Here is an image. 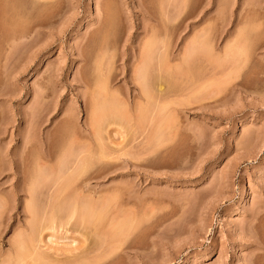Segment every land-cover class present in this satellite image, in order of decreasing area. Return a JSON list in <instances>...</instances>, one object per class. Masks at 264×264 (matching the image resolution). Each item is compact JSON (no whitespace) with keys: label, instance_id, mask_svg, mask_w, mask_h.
<instances>
[{"label":"rangeland","instance_id":"374dc122","mask_svg":"<svg viewBox=\"0 0 264 264\" xmlns=\"http://www.w3.org/2000/svg\"><path fill=\"white\" fill-rule=\"evenodd\" d=\"M0 13V264H264V0Z\"/></svg>","mask_w":264,"mask_h":264},{"label":"bare ground","instance_id":"6f19581e","mask_svg":"<svg viewBox=\"0 0 264 264\" xmlns=\"http://www.w3.org/2000/svg\"><path fill=\"white\" fill-rule=\"evenodd\" d=\"M49 1H50V0H49ZM161 2H162V1H161ZM163 5H164V4H163ZM163 5H162V6H163ZM162 6H161V7H162ZM165 6H166V5H165ZM167 7H168V6H167ZM49 11H50V10H49ZM162 12H163V11H162ZM0 14H1V13H0ZM46 16H47V15H46ZM48 16H49V15H48ZM48 16H47V17H48ZM45 18H46V17H45ZM49 18H50V17H49ZM51 19H52V18H51ZM51 19H50L49 22H45V21L42 22V20H41V21L38 22V24H41V25H42V24H45V25H46V24H48V25L50 24V26H51L52 24L54 25V22L52 23V21H54V20H51ZM53 19H54V18H53ZM0 20H1V19H0ZM38 20H39V19H38ZM13 23H14V22H13ZM23 23H24V22H23ZM51 23H52V24H51ZM15 24H16V23H15ZM18 25H19V24H18ZM36 25H37V24H36ZM53 25H52V26H53ZM5 26H6V25H5ZM46 26H47V25H46ZM2 27H3V26H2ZM16 27H18V26H16ZM43 27H44V26H43ZM0 28H1V27H0ZM21 28H23V27H21ZM4 29H5V28H4ZM13 29H14V28H13ZM14 30H15V29H14ZM21 30H22V29H21ZM24 30H25V29H24ZM16 31H18V30H16ZM16 31H15L14 36H13L14 39H21L22 37H24V36L26 35L25 33H22V32H19V31L16 32ZM36 31H38L37 28H36ZM36 31H35V32H36ZM0 32H1V31H0ZM7 32H8V30H7ZM5 33H6V31H5ZM8 33L10 34L11 32H8ZM2 34H4V33H2ZM9 34L7 35V33H6L7 36H9ZM2 37H5V35H3ZM11 38H12V37H11ZM9 39H10V37H9ZM1 42H2V41H1ZM3 42H4V41H3ZM6 44H7V43H6ZM8 45H9V44H8ZM145 49H146V48H145ZM5 50H6V48H5ZM151 50H152V49H151ZM6 51H7V50H6ZM142 52H143V50H142ZM147 53H148V52H147ZM6 54H7V53H6ZM144 54H145V53H144ZM144 54H143V55H144ZM151 54H152V52H151ZM148 55H149V54H148ZM148 55H147V56H148ZM7 56H8V55H7ZM7 56H6V58L8 59ZM141 56H142V55H141ZM145 57H146V56H145ZM142 59H146V58L143 57ZM147 59H148V58H147ZM147 61H148V60H147ZM141 62H142V60H141ZM144 63H145V62H144ZM147 65H148V64H147ZM141 68H142V67H141ZM137 71H138V70H137ZM144 75H145V74H144ZM139 79H140V78H139ZM142 80H143V79H142ZM143 82H144V81H143ZM100 83H101V82H100ZM143 84H144V83H143ZM105 86H106V85H105ZM144 86H145V85H144ZM101 89H102V88H101ZM99 90H100V89H99ZM105 91H106V90H105ZM101 95H102V94H101ZM107 95H108V94H107ZM104 97H105V96H104ZM106 98H107V97H106ZM93 100H94V98H93ZM101 101H104V99L101 100ZM106 101H107V100H106ZM100 103H104V102H100ZM93 104H94V103H93ZM107 106H108V105H107ZM103 108H104V107H103ZM105 108L107 109V107H105ZM101 112H102V111H101ZM101 112H100V113H101ZM93 114H94V113H93ZM99 115H100V114H99ZM96 117H97V116H96ZM102 118H103V116H102ZM102 118H101L100 120H102ZM94 119H95V118H94ZM97 120H99V119H97ZM97 120H96V121H97ZM96 121H95V123L98 124V123H97L98 121H97V122H96ZM1 123H2V122H1ZM99 123H100V122H99ZM103 123H104V122H103ZM101 124H102V123H101ZM94 125H95V124H94ZM91 126L93 127V125H91ZM98 126H100V125L98 124ZM98 126H97V125L94 126L95 129H96V128L98 129V130H97V133H98V131H99ZM101 126H103V125H101ZM101 126H100V127H101ZM92 127H91V128H92ZM100 130H101V129H100ZM94 131H95V130H94ZM99 132H100V131H99ZM95 134H96V133H95ZM98 134H99V133H98ZM93 135H94V134H93ZM96 135H97V134H96ZM94 137H95V135H94ZM98 140H99V139H98ZM63 142H64V141H63ZM69 144H70V143H69ZM30 145H31V144H30ZM70 145H72V144H70ZM67 146H68V145H67ZM64 148H65V147H64ZM64 148H63V149H64ZM65 150H66V149H64V151H65ZM80 152H81V151H80ZM62 159H63V158H62ZM79 159H80V158H79ZM99 159H100V158H99ZM63 160H64V159H63ZM33 161H34V160H33ZM87 161H88V160H87ZM79 166H80V164H79ZM84 166H85V165H84ZM87 167H88V165H87ZM37 168H38V167H37ZM28 170H29V169H28ZM78 171H80V170H78ZM81 172H82V171H81ZM74 173H75V172H74ZM36 175H37V174H36ZM34 176H35V175H34ZM72 176H73V175H72ZM75 176H76V175H75ZM79 176H80V175H79ZM31 177H32V176H31ZM81 178H82V177H81ZM71 179H72V178H71ZM65 180H67V179H65ZM78 180H79V178H78ZM58 181H59V180H58ZM61 181H62V180H61ZM65 182H66V181H65ZM82 182H83V181H82ZM37 183H38V181H37ZM70 183H71V182H70ZM67 184H68V183H67ZM67 184H66V185H67ZM72 184H73V183H72ZM83 185H84V184H83ZM76 187H77V186H76ZM82 187H83V186H82ZM84 187H85V186H84ZM84 187H83V189L86 188V187H85V188H84ZM70 188H71V187H70ZM79 188H80V187H78V189H79ZM87 188H88V187H87ZM81 189H82V188H81ZM61 190H62V189H61ZM65 190H66V189H65ZM78 191H81V190H78ZM63 192H64V191H63ZM71 192H72V191H71ZM86 192H87V191H86ZM60 193H61V192H60ZM77 193H78V192H77ZM73 194H74V193H73ZM75 195H76V194H75ZM85 195H86V193H85ZM67 196H68V195H67ZM72 196H73V195H72ZM59 197H60V196H59ZM63 197H64V196H63ZM78 197H79V196H78ZM68 198H69V196H68ZM76 198H77V197H76ZM80 198H81V197H80ZM87 198H88V197H87ZM55 199H58V196H57ZM55 199H54V201H53L52 204H57V203L55 202ZM61 199H62V196H61ZM63 199H65V198H63ZM71 199H72V198H71ZM59 200H60V199H59ZM82 200H83V199H82ZM91 200H92V198H91ZM94 200H95V199H94ZM62 201H63V200H62ZM62 201H61V200L58 201L59 203L56 205L57 210H58L59 206H60V208H61V205H64V204H65V203L62 204ZM69 201H70V200H69ZM54 202H55V203H54ZM63 202H64V201H63ZM70 202H71V201H70ZM79 202H80V201H79ZM74 203H75V202H74ZM74 203H73V204H74ZM76 203H77V202H76ZM76 203H75V204H76ZM81 203H82V202H81ZM94 203H95V201H94ZM29 204H30V203H29ZM59 204H60V205H59ZM71 204H72V203H71ZM30 205H31V204H30ZM34 205H35V204H34ZM69 205H70V204H69ZM85 205H86V204H85ZM2 206H4V205H2ZM57 206H58V207H57ZM64 206H65V205H64ZM64 206H62V208H61V210H63V212L66 211V209H65ZM74 206H76V205H74ZM78 206H79V205H78ZM34 207H35V206H34ZM53 207H54V206H53ZM53 207H52V208H53ZM63 207H64V208H63ZM76 207H77V206H76ZM76 207H75V208H76ZM80 207H81V206H80ZM83 207H84V206H83ZM89 207H91V206L89 205ZM89 207H88V208H89ZM56 208L54 207V211H55V212L57 211V210H55ZM60 208H59V210H58V211H59V212H58L59 215H61V214H60ZM75 208H74V210H72L73 213H75V212H74V211H75ZM84 208H85V207H84ZM77 209H78V208H77ZM86 209H87V208H86ZM86 209H85V210H86ZM30 210H31V209H30ZM32 210H33V208H32ZM92 210H93V209H92ZM92 210H91V211H92ZM33 211H34V210H33ZM54 211H52V212L54 213ZM66 212H67V211H66ZM72 212H71V213H68V212H67V214H70L69 216L67 215V216H68V220H69L71 217L74 216V214H73ZM53 213H52V219H53L54 217H56V215H57V212L54 213V214H53ZM61 213H62V212H61ZM263 213H264V212H263ZM62 214H63V213H62ZM77 214L79 215L78 212H77ZM59 215H57V217H59ZM65 215H66V214H65ZM260 215H262V213H261ZM34 216H35V215H34ZM50 216H51V215H50ZM53 216H54V217H53ZM70 216H71V217H70ZM80 216H81V215H80ZM63 217H64V216H63ZM63 217H62V218H63ZM84 217H85V216H84ZM91 217H92V216H91ZM60 218H61V216H60ZM65 218H66V216H65ZM92 218H93V217H92ZM259 218H260V217H259ZM259 218H258V216H257V219H259ZM38 219H39V218H38ZM49 219L52 220L51 218H49ZM80 219L83 220L82 216H81ZM85 219H86V218H85ZM262 219L264 220V215L262 216ZM59 220H61V219H59ZM70 220H71V219H70ZM70 220H69V221H70ZM36 221H37V220H36ZM48 221H49V220H48ZM53 221H54V220H53ZM63 221H64V220H63ZM69 221L66 220V223H68ZM86 221H87V220H85V222H86ZM133 221H134V220H133ZM258 221H259V220H258ZM88 222H89V221H88ZM126 222H128V221H126ZM253 222H254V221H253ZM41 223H43V222H41ZM44 223H45V221H44ZM49 223H50V221H49ZM53 223H54V222H53ZM53 223H52V224H53ZM64 223H65V222H64ZM20 224H21V222H20ZM26 224H27V223H26ZM52 224H51V225H52ZM59 224H60V223H59ZM68 224H69V223H68ZM85 224H86V223H85ZM121 224H123V222H122ZM138 224H139V223H138ZM138 224H137V225H138ZM27 225H28V224H27ZM31 225L34 226L35 223H34V225H33V224H31ZM40 225H41V224H40ZM43 225H44V224H43ZM45 225H46V224H45ZM51 225H50V227H51ZM125 225H126V224H125ZM125 225H124L123 227H125ZM140 225H141V223H140ZM253 225H254V224H253ZM118 226H119V225H118ZM260 226H261V225H260ZM28 227H30V226H28ZM35 227H36V226H35ZM90 227H91V226H90ZM130 227H131V226H130ZM130 227H129V229H130ZM47 228H48V227H47ZM38 229H39V228H38ZM120 229H121V228H120ZM127 229H128V228H127ZM33 230H34V229H33ZM33 230H31V231H33ZM36 230H37V229H36ZM36 230H34V232H35ZM40 230H41V229H40ZM124 230H125V229H123V231H124ZM43 231H44V230H43ZM22 233H23V232H22ZM119 233H120V231H119ZM29 234H30V233H29ZM19 235H20V233H19ZM36 235H37V234H36ZM49 235H50V234H49ZM21 236H22V238H21L22 242H21V240L18 242V246H17V248L19 247V248H18V251H20L19 249H21V252H22V250L27 249V250L29 251L30 255H32L31 257H35V258L38 257L37 255H36V256L34 255V254H36V253L39 252L38 249H37V247H38V242H37V240H36L37 238H34V240H33V242H32V240H31L32 238H29V237L27 238V237L24 236V239L27 238L26 241H25V240L23 239V235H21ZM27 236H28V235H27ZM29 236H30V235H29ZM33 236H34V235H33ZM37 236H38V235H37ZM52 237H53V236H52ZM253 237H254V236H253ZM255 237H256V236H255ZM49 238H51V235H50ZM16 239H17V238H16ZM28 239H29L30 241H29ZM23 240H24V242H23ZM27 240H28V241H27ZM262 241H263V240H262ZM11 242H12V241H11ZM13 242H14V241H13ZM20 242H21V243H20ZM35 242H37V245H36ZM19 243H20V244H19ZM122 243H123V242H122ZM13 244H15V243H13ZM93 244H94V243H93ZM93 244H92V245H93ZM15 245H16V244H15ZM19 245H20V246H19ZM89 245H90V244H89ZM102 245H103V244H101V246H102ZM121 245H122V244H121ZM39 246H40V245H39ZM115 246H116V245H115ZM15 247H16V246H15ZM15 247H14V248H15ZM12 248H13V247H12ZM85 248H86V247H85ZM89 249H90V248H89ZM96 249H97V247H96ZM12 250H13V249H12ZM27 250L23 251V255H22L21 252H20V255H22V258H25V257H27V256L29 255V254H26V253H27V252H26ZM116 250H117V247H116ZM18 251H17V252H18ZM30 251H31L32 253H31ZM37 251H38V252H37ZM87 251H88V250H87ZM42 252H43V251H42ZM115 252H116V251H115ZM0 254H1V253H0ZM8 254H11V253H8ZM16 254H17V253H16ZM24 254H25V255H24ZM38 254H40V256H41V253H38ZM14 255H15V254H14ZM20 255H19V256H20ZM26 255H27V256H26ZM44 255H45V254H44ZM107 255H108V254H107ZM68 256H69V255H68ZM100 256H101V255H100ZM17 257H18V256H17ZM17 257H16V258H17ZM82 257H84V256L82 255ZM263 257H264V255H263ZM1 258H2V257H1ZM5 258H6V257H5ZM7 258H8V257H7ZM19 258H21V256H20ZM19 258H18V259H19ZM50 258H51V257H50ZM71 258H72V257H71ZM13 259H14V258H13ZM40 259H41V258H40ZM48 259H49V258H48ZM69 259H70V258H69ZM100 259H101V258H100ZM25 260H26V259H25ZM31 260H32V259H31ZM6 261H7V260H6ZM20 261H22V259H20ZM47 261H48V260H47ZM98 261H99V260H98ZM101 261H102V260H101ZM23 262H24V261H23ZM41 262H42V261H41ZM59 262H60V261H59ZM81 262H82V260H81ZM9 263H10V262H9ZM17 263H18V262H17ZM19 263H21V262H19ZM28 263H29V262H28ZM44 263H45V260H44ZM51 263H52V262H51ZM105 263H106V262H105ZM105 263H104V264H105ZM22 264H23V263H22ZM25 264H26V263H25ZM36 264H37V263H36ZM49 264H50V263H49ZM81 264H82V263H81ZM97 264H98V263H97Z\"/></svg>","mask_w":264,"mask_h":264}]
</instances>
